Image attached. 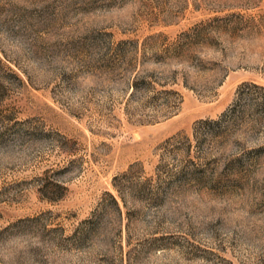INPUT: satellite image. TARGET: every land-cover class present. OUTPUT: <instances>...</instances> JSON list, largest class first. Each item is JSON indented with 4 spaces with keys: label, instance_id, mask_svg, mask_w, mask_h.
Instances as JSON below:
<instances>
[{
    "label": "rangeland",
    "instance_id": "1",
    "mask_svg": "<svg viewBox=\"0 0 264 264\" xmlns=\"http://www.w3.org/2000/svg\"><path fill=\"white\" fill-rule=\"evenodd\" d=\"M0 264H264V0H0Z\"/></svg>",
    "mask_w": 264,
    "mask_h": 264
}]
</instances>
